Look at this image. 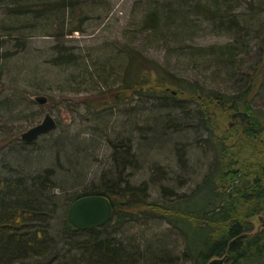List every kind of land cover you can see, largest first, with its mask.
<instances>
[{
  "label": "rangeland",
  "instance_id": "374dc122",
  "mask_svg": "<svg viewBox=\"0 0 264 264\" xmlns=\"http://www.w3.org/2000/svg\"><path fill=\"white\" fill-rule=\"evenodd\" d=\"M78 1L76 9L46 12L39 1L32 0L33 12L27 15L16 14L10 2L0 5V173L11 174L9 168L23 173L49 167L55 170L59 207L51 222L53 235L60 234L65 193L98 184L105 173L114 175L112 149L105 140L108 136L131 137L138 165L127 166L124 173L133 186L157 181L148 185L150 203L160 202V186L190 193L209 163L192 143V133H170L153 144L151 139L158 130L143 134L132 130L152 128L167 111L151 109L152 103L143 99L113 101L108 96L123 84L128 51L154 60L176 77L223 90L242 85L244 77L264 58L257 34L264 24V0H238L235 12L248 32L242 43L192 14L188 20L194 26L185 36L153 34L145 28L144 17L164 0ZM232 44L237 47L238 63L235 72H227L212 61L211 48ZM62 48L75 57L73 63L53 61ZM262 72L263 85L253 100L258 107H264V69ZM38 96L46 101L37 102ZM46 113L54 118L56 128L29 144L23 143L21 134L41 122ZM142 135L151 138L150 142L145 144L139 138ZM175 143L184 145V167ZM179 179L184 184L178 187ZM118 206L124 207L121 203ZM149 213L116 225V236L139 246L142 254L165 249L178 257L182 236ZM255 226H259L258 221ZM179 264L191 263L181 260Z\"/></svg>",
  "mask_w": 264,
  "mask_h": 264
},
{
  "label": "trees",
  "instance_id": "16d2710c",
  "mask_svg": "<svg viewBox=\"0 0 264 264\" xmlns=\"http://www.w3.org/2000/svg\"><path fill=\"white\" fill-rule=\"evenodd\" d=\"M31 1L0 0V5L10 2L16 14L27 15L33 12ZM34 1H39L46 12L54 8L76 9L79 3ZM238 5V0H164L146 13L143 22L153 34L175 38L185 36L194 26L188 20L192 14L242 43L248 32L235 12ZM257 34L261 36L263 53L264 24ZM211 49L212 61L221 70L235 72V44ZM57 53L53 59L56 64L73 63V56L64 48ZM263 60L261 57L259 65L244 77L242 85L223 90L176 77L154 60L128 51L123 84L108 96L113 101L143 99L152 103L151 109L159 107L168 112L158 117L152 128H132L142 134L158 130L150 138L153 144L170 133H192V143L209 159L201 181L190 193L180 194L160 186V202L150 203L148 185H156L157 181L133 186L124 173L127 166L138 165L131 137L108 136L105 140L112 149L114 175L105 173L98 184L65 193L60 234L53 235L51 222L59 207L55 170L49 167L23 173L4 167L11 174L0 173V264H179L181 260L206 264L220 257L225 264H264V107L253 103L263 85ZM139 138L145 144L150 142L146 135ZM174 148L184 167V145L175 143ZM163 178L172 180L167 175ZM92 194L110 200L112 219L90 230L77 229L67 220L68 208L78 197ZM119 203L123 209L118 208ZM145 211L163 219L182 236L178 257L165 249L142 254L139 246L116 236V225L136 219Z\"/></svg>",
  "mask_w": 264,
  "mask_h": 264
},
{
  "label": "water",
  "instance_id": "95a60500",
  "mask_svg": "<svg viewBox=\"0 0 264 264\" xmlns=\"http://www.w3.org/2000/svg\"><path fill=\"white\" fill-rule=\"evenodd\" d=\"M37 102L44 103L45 97L38 96ZM56 121L46 113L38 124H35L24 131L20 139L25 143H31L41 135L56 128ZM113 216V206L110 200L100 194L84 195L75 199L68 208L67 220L75 228L90 230L109 222ZM206 264H225L224 258H213Z\"/></svg>",
  "mask_w": 264,
  "mask_h": 264
}]
</instances>
